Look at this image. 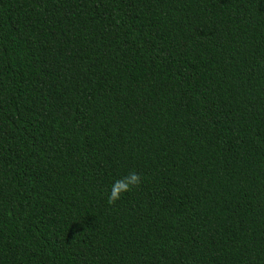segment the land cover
<instances>
[{"label": "trees", "instance_id": "1", "mask_svg": "<svg viewBox=\"0 0 264 264\" xmlns=\"http://www.w3.org/2000/svg\"><path fill=\"white\" fill-rule=\"evenodd\" d=\"M0 264H264V0H0Z\"/></svg>", "mask_w": 264, "mask_h": 264}, {"label": "clouds", "instance_id": "2", "mask_svg": "<svg viewBox=\"0 0 264 264\" xmlns=\"http://www.w3.org/2000/svg\"><path fill=\"white\" fill-rule=\"evenodd\" d=\"M140 184V174L135 171L129 172L128 175L113 182L108 202L110 204H115L119 199H121L123 194L131 192L133 188L139 187Z\"/></svg>", "mask_w": 264, "mask_h": 264}]
</instances>
